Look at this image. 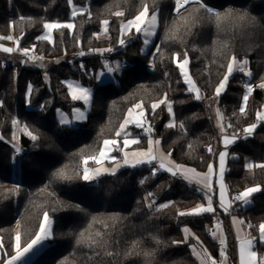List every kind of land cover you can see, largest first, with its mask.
Here are the masks:
<instances>
[{
  "label": "trees",
  "instance_id": "obj_1",
  "mask_svg": "<svg viewBox=\"0 0 264 264\" xmlns=\"http://www.w3.org/2000/svg\"><path fill=\"white\" fill-rule=\"evenodd\" d=\"M201 1L176 15L174 0H131L125 7L119 6L121 0H71V4L69 0H0V36L11 35L19 48L52 59L87 55L84 67L68 61L47 73L24 67L16 77L13 68L0 65V264L15 255L14 226L20 225L21 246L27 247L39 234L45 213L52 219V236L29 264H200L193 252L197 248L213 260L220 258L221 245L210 234L213 214H179L189 213L203 199L186 182L167 174L154 177V165L124 168L95 183L82 178L85 159L97 155L105 140H122L116 133L137 103L145 108L153 136L178 164L199 172L209 169L217 152H209L205 145L217 147L219 139L212 140L206 114L193 102L174 62L175 54L183 52L190 54V75L204 98L216 94L233 56L248 60L256 87L245 110L241 111L246 93L239 84L240 70L216 103L225 109L235 130L257 125L252 137L230 150L233 159L226 181L230 192L260 189L250 207L236 211L251 223L252 235L259 236V225L264 223V168L257 165L264 164V120H258L257 113H264V88L257 82L264 79V0ZM147 4L150 13L159 12L155 42L145 51L141 37L134 34L122 46L121 25ZM73 6L85 11L73 19L72 29H55L53 43L38 39L45 23L70 21ZM193 11L200 19L179 27L177 21ZM105 20L108 36L99 39ZM108 49L137 65L124 67L120 60L115 82L100 84L99 55ZM151 57L155 71L147 69ZM16 58L20 62V56ZM70 81L91 91L87 120L79 124L59 120V114L71 119L74 109L84 107L70 96ZM165 94L172 112L165 103L153 111L152 104L165 99ZM15 116L37 137L22 135L19 151L12 142ZM130 132L139 137V148L146 147L148 136L135 127ZM16 153L20 155L17 178ZM248 160L253 163L250 175ZM143 190L152 194V208ZM165 204L168 207H161ZM221 215L234 263L231 227L228 217ZM185 229L193 235L187 237ZM259 247L264 250V244L259 242Z\"/></svg>",
  "mask_w": 264,
  "mask_h": 264
},
{
  "label": "rangeland",
  "instance_id": "obj_2",
  "mask_svg": "<svg viewBox=\"0 0 264 264\" xmlns=\"http://www.w3.org/2000/svg\"><path fill=\"white\" fill-rule=\"evenodd\" d=\"M130 2H131V0H121V2H120V4H119V6H127V5H129L130 4ZM174 2H175V0H174ZM192 4H203L202 3V1L200 0V2H197V3H192ZM188 5H190V4H188ZM187 5V6H188ZM147 8H148V4L147 5H145ZM145 6L143 7V10H144V8H145ZM149 6H150V2H149ZM186 6V7H187ZM185 7V8H186ZM175 8H176V3H175ZM185 8H183L181 11H179V13L180 12H182ZM142 10V11H143ZM85 11V9H83V8H80V7H76V6H73V8H72V12H71V19H70V21H67V22H63V23H61V22H55V21H52V22H47V23H59V24H68V23H71V24H73V19L79 14V13H82V12H84ZM141 11V12H142ZM213 11H215V10H213ZM75 12V15H73V13ZM159 12L156 10L154 13H150L149 12V9H148V17H147V20L144 22V24L142 25V28H148L149 29V31L152 33L151 35H145L143 32H141V33H136V31H135V28L133 27L131 30H129V31H124V32H121V38H123V39H125V41H126V39L128 40V38H130V37H133V36H135V35H139L140 37H141V39H142V41H143V49L146 51V50H148L150 47H151V45L155 42V40H156V36H157V32H158V30H159V17H158V14ZM176 15H178L179 13H177L176 11L174 12ZM156 15L157 16V20H156V22H155V25L154 26H151L150 25V21H151V17H152V15ZM186 19L185 20H183V19H180V20H178L177 21V25H179V27H181V26H185V25H190L189 23H190V21H192V23H195L196 22V20L197 19H200V16H199V14H198V12L197 11H193V12H190V13H187V17H185ZM133 19V18H132ZM127 22V21H126ZM126 22H124V23H126ZM209 22H210V19H209ZM107 26H108V24L107 25H105L104 23H103V31L100 33V35H99V39H105V38H107V36H108V31H107ZM176 26V25H175ZM54 30L55 29H51V30H49V29H46L45 28V30H44V33L42 34V36L41 37H44V36H48L49 38L48 39H44V40H47L48 42H50V43H53L54 42ZM135 34V35H134ZM145 40H147L148 41V43H144V41ZM127 42V41H126ZM14 44H15V48H13V46H14ZM0 45H4V46H6V47H9V48H13V49H16V51H14L17 55H19L20 56V62H19V60L15 57L14 59H15V61H17L18 63H20L23 67H25V68H29V69H43V72L44 73H47V70L48 69H50V68H52V67H56V66H58V65H61L62 63H64V62H67V61H75V60H77L78 58H82L83 57V55H79V56H72V57H60V58H54V59H52L51 57H46V56H44L43 54H41V53H37L36 51H34L33 49H29V52L27 53V55L29 54V53H32L33 55H34V59H32V60H30V59H28V56L27 55H25L24 54V52H23V49H21V48H19L18 47V44H17V42H16V40L15 39H13V40H8V39H6V37H4V36H0ZM158 48V47H157ZM16 55V56H17ZM185 55L187 56V59H188V63H187V65H185V67H184V70L183 71H185V72H187L188 73V78L189 79H191L192 81H193V78H192V76L190 75V71H189V66H190V54L189 53H185V52H183V53H180V54H175V56H174V62H175V64L178 66L179 65V63L185 58ZM246 57V56H245ZM5 60V59H4ZM7 60H9V59H7ZM116 60V61H115ZM114 60V62H113V64H111V65H108V66H103L102 64V66L100 67V70H99V73H98V83H100V84H105V83H108V82H115V80H116V78H115V75L118 73V70H119V62H120V60L119 59H115ZM152 60H153V57H151V59H150V62L149 63H151V64H153L152 63ZM246 59H244V60H236V63L233 65V68H234V72L235 71H237V70H239L240 68H243V71H242V73H243V77H245L246 79H250L251 80V76L252 75H248V73H251L250 72V70L248 69V60H246L247 61V64H245L244 63V61H245ZM260 61L262 62V65L261 64H259V66H261L262 67V70H263V61H262V59H260ZM232 62V61H231ZM136 64V63H135ZM154 66V65H153ZM179 68V70H180V73H181V75H182V80H183V83L186 85V87H187V90L191 93V94H193V95H195V97L194 96H192V98H193V102H195V103H199V102H197V101H201L202 102V105L201 104H199L202 108H203V110H204V112H205V114H206V117H207V119H208V122H209V124H210V127H211V130H212V133H214L213 132V130H216V129H218L219 128V123L220 122H222V121H224V122H229V119H228V117L225 115L226 114V112H225V109L222 107V106H219V105H217L216 106V102H217V100L225 93V91H226V88H227V86H226V88L224 89V90H222V92L220 93V95L219 96H217L216 94H214V95H211V96H209V97H207V98H204V96H202L201 95V92H200V90H199V88L196 86V84H195V82L193 81V84L192 85H189L187 82H186V79H185V76L183 75V73H182V70L180 69V67H178ZM109 69H112L111 71H109ZM19 71L20 70H18V72L17 71H14V74H15V77L19 74ZM234 72H233V74H234ZM233 76V75H232ZM232 76H230V78L232 77ZM230 78H229V80H230ZM262 83H264V79L262 78L259 82H257V84H258V87H260V85L262 84ZM228 85V84H227ZM261 88V87H260ZM193 89H196V90H198V91H194ZM168 92H170V87L168 86V90H167ZM247 95H248V98H249V96L252 94V92L251 93H246ZM197 95H199L200 96V99L199 100H197L196 99V96ZM73 99V98H72ZM74 100V99H73ZM162 100H164V98L162 99ZM74 101H79V99H77V100H74ZM154 103H157L159 106L160 105H162V104H159V101L158 102H154ZM153 103V104H154ZM247 103H248V101H247ZM1 104V103H0ZM137 104H139V105H141V108H135V107H133V108H131L132 110H133V113H132V116L130 117V119H129V117H128V112H129V110L127 111V113H126V116H125V118H124V120L127 118V119H129L130 121H132V122H130V126H134V127H136V128H139L140 129V132L143 134V135H146V136H148V139L150 138L151 139V141H152V144L151 145H147L146 147H144V148H142V149H140V151H137L136 153H139V152H147L148 151V149L151 147V149H152V154H154L156 151H158V153L159 152H161L162 153V155H163V158H164V160L168 163L169 162V159H167V157H166V154L165 153H167L166 151H161L162 149H161V147H160V143H157V141H159V139H153V137L151 136V131L153 130H151V125H150V123H149V121H148V119H147V115H146V111H145V108H144V106H143V104L142 103H137ZM136 104V105H137ZM152 104V105H153ZM166 106L168 107V104H170L171 105V102H167L166 101ZM215 104V105H214ZM247 105V104H246ZM246 105L243 103V108H244V110H245V108H246ZM158 106V107H159ZM218 108V110H219V114H220V117H217L216 116V110L214 109V108ZM141 113H143V115H141ZM137 119H139L140 121H141V123L144 125V127L143 128H141V127H138L137 125H136V123H135V121L137 120ZM70 120H72L73 121V124H79V121H77L76 120V118L74 117V118H72V119H70ZM124 120H123V122H124ZM13 121H16L17 123L14 125L13 124ZM13 121H12V127H13V135H12V142L14 143V147L16 148V149H20L19 148V146H20V137L22 136V135H26V136H29L27 133L28 132H31L32 133V136H35V133L34 132H32V130H31V128L27 125V124H25V123H22L21 121H19L18 120V118H17V116H15L14 118H13ZM123 122H122V124H123ZM230 123V122H229ZM259 123V122H258ZM121 124V125H122ZM231 125V124H230ZM25 128L27 129V131H25ZM230 128L233 130V132H242V133H245L244 132V129L245 128H247V127H245L243 130H241V131H239V130H235L234 128H232V126H230ZM257 128V127H256ZM121 130V129H120ZM119 130V131H120ZM246 134V133H245ZM32 136H29V137H31L32 138ZM15 137V138H14ZM36 137V136H35ZM37 138V137H36ZM225 138H228V139H232V138H229V137H225V136H223V137H221V139H225ZM110 140H117L118 141V143H117V145H116V147L113 149L111 146H109V150H108V152H107V155L101 160V163H96L93 159H91L92 157H97L98 159H100V157H99V153L97 154V155H94V156H92V157H90V158H87V159H85V160H88V163H87V165H85L84 164V168L85 167H87L88 169H89V172H91L92 174H94V176H96V177H101V176H103V175H106V174H113V173H116V172H118V171H120L121 169H124V168H135V167H132L130 164L129 165H125L124 164V154H123V151H122V145H121V140L120 139H110ZM219 142H220V140H218ZM153 142H154V144H153ZM155 142L157 143L156 144V147H158V149H156V147H155ZM223 143H224V141H222ZM239 142H241V141H234V144L236 145V144H238ZM225 144V143H224ZM230 144H232V143H230ZM230 144H228L227 146H229ZM207 145V144H206ZM206 145H205V148H206ZM162 146V145H161ZM102 148H103V146H102ZM207 149V148H206ZM102 150V149H101ZM214 151L215 152H217L216 151V147L214 146ZM214 151H212V152H214ZM209 152H211V151H209ZM221 152H226L227 153V156H226V162H227V159H228V149L227 148H221L220 149V151L217 153V157L219 156V153H221ZM112 157H115V159H112ZM159 157H161V155L159 156ZM166 157V158H165ZM230 157V156H229ZM129 160L130 161H132V160H134L135 158H139V157H134L133 155H129ZM84 160V161H85ZM214 160V159H213ZM19 161H20V155L19 154H15V156H14V175H15V178H17L18 176H19ZM176 162V161H175ZM120 165L119 167H117V165ZM249 164H251L252 165V167L251 168H249L248 167V165ZM142 165H145V164H142ZM141 165V166H142ZM147 165V164H146ZM84 168H83V170H84ZM252 168H253V163H252V161H247V170L249 169V170H252ZM94 169H100V174L97 176L96 174H95V172L93 171ZM217 172H218V165H217ZM221 178V177H220ZM186 181H188V180H186ZM192 181H194V180H192ZM197 183V182H196ZM201 185V184H200ZM227 185H228V183H227ZM228 188H229V185H228ZM144 191V193H145V197H146V199H147V202H148V205H149V207H151L150 205H152V203H153V200H152V198H151V196H149L148 194H147V192H146V190H143ZM229 191H230V189H229ZM237 192H239V191H237ZM230 193H232V192H230ZM240 193H242V192H240ZM248 200H249V204H251V198L249 197L248 198ZM200 202V201H199ZM198 202V203H199ZM249 204H246L245 205V203H241V205L242 206H247V205H249ZM152 208V207H151ZM49 220H50V224L48 225V228H50V230H51V236H52V219L51 218H49ZM249 224H251V223H249ZM17 233H19L20 234V251L21 252H23V249L25 248H23L22 246H21V232H20V225L19 224H16L15 226H14V239H13V241H14V253H15V255H16V240H15V237H16V234ZM39 233H40V231H39ZM214 235H216V233H214ZM51 236L48 238V239H45V240H42L39 244H36V245H34L33 246V248L31 249V250H29L28 252H26L25 253V255H23L24 257H22L20 260H19V262L17 263V264H28V263H30L39 253H40V251L44 248V247H46L48 244H49V241H50V238H51ZM14 255V256H15ZM0 256H1V251H0ZM5 264H7V262L5 263Z\"/></svg>",
  "mask_w": 264,
  "mask_h": 264
},
{
  "label": "snow or ice",
  "instance_id": "obj_3",
  "mask_svg": "<svg viewBox=\"0 0 264 264\" xmlns=\"http://www.w3.org/2000/svg\"><path fill=\"white\" fill-rule=\"evenodd\" d=\"M191 2V0H175L176 3V8L174 9V11H176L177 13H179L181 8H184L185 5L189 4ZM69 3L71 4V0H69ZM202 7H206V10L211 12L213 11L210 7H207L205 5H201ZM73 15H75V12L73 13ZM117 15H123V13H117ZM216 15L218 16L219 13H216ZM148 17V8L145 6L144 10L142 12H140L137 16H135L133 19L128 20L126 23H123L121 25V31H129L131 30L133 27L135 28L136 33H141L143 32L145 35H151L152 33L149 31L148 28H142V25L144 24V22L147 20ZM157 20V16L154 14L151 17V21L149 22L151 26L155 25V22ZM105 25H107L109 22L107 20H105L103 22ZM44 28L46 29H58V28H68V29H72L74 27L73 24L68 23V24H59V23H45L43 25ZM48 36H44V37H39L38 39H48ZM6 39L8 40H13V36H8L6 37ZM17 44L19 43V41H16ZM119 43L123 46L126 44L125 39L121 38ZM144 43H148L147 40L144 41ZM4 52H8L11 53L13 51H16V49L13 48H3ZM107 51H111V49H108ZM157 52H159V49H156ZM23 52L25 55H27V53L29 52V49H23ZM81 55H84L83 52L80 53ZM178 55V54H177ZM188 63V59L187 56L185 55V58L179 63L178 67H180V69L182 70L183 75L185 76L186 82L189 85L193 84V81L191 79L188 78V73L183 71L185 65H187ZM236 63V57L233 56L232 57V62H230L228 64L227 67V73L224 75L223 80L219 83V85L216 88V95L219 96L220 93L222 92V90H224L229 82V78L230 76L233 75L234 72V68L233 65ZM245 64H247V61H244ZM83 67V66H82ZM112 69H109V71H111ZM241 72L243 71V68L239 69ZM248 75L250 76L251 73H248ZM69 89H73V84L69 83L68 84ZM78 88V90L83 93V97L81 96H77L75 94V91H73V99L77 100V99H85L86 101L90 98L91 96V92L89 89L87 88H81L79 87V85L76 86ZM261 88H264V83H262L260 85ZM194 91H198L196 89H193ZM31 91V87H29V92ZM248 93L252 92V88L251 86H249L247 88ZM166 99H167V94H165V99L159 101V104H164L166 103ZM196 99H200V96L197 95ZM248 101V95H244L243 96V102L246 105ZM159 105L157 103H154L152 105V109L153 111H155V109L158 107ZM135 108H141V105L137 104L134 106ZM77 112H79L80 110L77 109ZM168 111L171 113L172 112V107L170 104H168ZM241 111H244V108H241ZM133 113V110L130 109L128 112V117H131ZM141 115H143V113H141ZM83 118V114H81L80 116L77 117V119H82ZM257 118L258 120H264V113L258 112L257 113ZM130 121L129 119H125L123 124L121 125V131H118L116 133V136L119 137L121 135V132L124 131V128L127 124H129ZM17 122L13 121V124L15 125ZM64 123H68V121H64ZM136 125L138 127L143 128L144 125L141 123V121L139 119H137L135 121ZM257 127V125L255 123L249 125L247 128L244 129V132L246 134H251L255 128ZM25 131H27V129L25 128ZM29 136H32L31 132L27 133ZM15 138V137H14ZM0 139H2V137H0ZM32 139L35 140L36 137L32 136ZM235 137H233V139H228L225 138L224 139V143L225 145H228L232 142H234ZM139 141L137 139H132L131 141L128 140L127 138L124 139L123 143L124 146L127 147L129 143L132 144H136ZM118 141L117 140H105L103 142V148L99 153V157L100 159H98L97 157H92L91 159H93L96 163H101V160L107 155V152L109 150V146H111L113 149L116 147ZM157 143H159V141H157ZM152 144L151 139L149 140V145ZM209 151H211V148L208 149ZM17 151H19V149H17ZM171 155V153H169V156ZM134 157H139V158H135L134 160L130 161L129 160V154L127 152L124 153V164L125 165H131L132 167H136L138 165H142V164H147V165H153L154 161H157L158 163V168L153 166V171H152V175H156L157 171L159 170H164L169 172L173 177H179L181 179L184 180H188L189 183L192 182V178H190L187 173L182 171V166L179 165H172V164H167L165 163V160L163 158V156L161 155V157L158 159L156 155L152 154V149L151 147L148 149L147 152H139V153H134L133 154ZM227 153L226 152H221L219 153L218 156V162H219V175L222 179L224 171H225V159H226ZM112 159H115V157H112ZM88 160L84 161V164L87 165ZM120 165L118 164L117 167H119ZM258 167L264 168V164L261 165H257ZM249 168L252 167L251 164L248 165ZM95 172V174L98 176L100 174V169H94L93 170ZM194 171V170H193ZM213 174V167L212 165H209V171L208 174L205 176H199V174H197L196 176V182L199 184H203V186L205 188H210V177ZM61 175H63L61 173ZM83 180L85 181H91L93 179V176H91L89 174V169L87 167L84 168V172H83ZM257 191H260V189L258 187H250L247 188L244 192H242L239 196H236L234 199L235 200H239L242 201L243 203L247 204L249 202L248 198L251 196L252 193H255ZM152 194L149 193V196H151ZM219 201H220V207L221 208H225V194H224V184L221 182L220 183V191H219ZM212 205V199L211 196H209L208 199V207H204L203 205L199 206L197 209H193L191 212L189 213H184L181 212L179 213L180 215H191V214H201V213H212L214 212V208L211 206ZM161 207H168L167 204L162 205ZM235 222V221H234ZM240 223H243L242 221ZM50 224V220L48 217V214L45 213L44 217H43V223L40 226V233L36 236L35 239H33L30 243H28L27 247H25L23 249V252L20 251V234L17 233L15 240H16V255L13 256L10 260L7 261V264H15V261L18 260L24 253L28 252L29 250H31L33 248L34 245L39 244L42 240L48 239L51 236V230L50 228H48V225ZM249 227H252V225H249ZM185 231H187V229H185ZM198 239V238H197ZM255 239V238H253ZM259 242L261 244H264V223L259 225ZM176 243H181V242H176ZM221 243H223V241H221ZM2 241H0V248H2ZM252 248V240H247V241H242L241 242V247H240V264H256V256L257 253L255 251H251ZM223 255V252L221 253ZM212 264H215V261L212 262ZM260 264H264V258H262L260 260Z\"/></svg>",
  "mask_w": 264,
  "mask_h": 264
},
{
  "label": "crops",
  "instance_id": "obj_4",
  "mask_svg": "<svg viewBox=\"0 0 264 264\" xmlns=\"http://www.w3.org/2000/svg\"><path fill=\"white\" fill-rule=\"evenodd\" d=\"M15 47L16 46L14 44L13 48H15ZM3 48H9V47H6L4 45H0V61H3L4 59L5 60H7V59H9V60H15L14 58L16 57V53L14 51L11 52V53L4 52L3 51ZM97 80H99L98 79V75H97ZM69 83H72L73 84V89H69L70 96L73 97V91H75V94L77 96L83 97L84 94L81 93L76 86L79 85V87H81V88H85V87H83V85L80 82L70 81ZM187 92L190 93L188 90H187ZM191 95L195 97V95H193V94H191ZM90 99H91V96H90V98L87 101L85 99H83V98L79 99V101L83 104L84 107L82 109H79V108L74 109L73 112H72L71 119L75 117L76 120L79 121V122H85L87 120L88 109H89V106H90ZM197 100H199V99H197ZM217 105L218 104L216 103V106ZM77 109H79L80 111L77 112L76 111ZM214 109L216 110V116L217 117H220L218 108L216 107ZM81 114H83V118L82 119H77V117L80 116ZM129 119H130V117H129ZM59 120L61 122H63V123H64V121H68V123H66V124L73 123L72 120H70L67 116L63 115L62 113L59 114ZM129 124H127L125 126V128H124V131L121 132V135L123 136V138L121 140V145H122L123 154L125 152H127L129 155H133L137 151H140V149H142V148H139L138 147L139 142H140L139 137L137 135L136 136L135 135H131L130 128L131 127H134V126H130ZM151 130H152V128H151ZM255 132H256V128H255V130L251 134H246L244 136V139L245 138L252 137ZM151 136L153 137V139H157V138H155L153 136V130L151 131ZM125 138H127L130 141L132 139H137L139 142L136 143V144L129 143L128 146L125 147L124 146V143H123V141H124ZM149 140H150V138L147 141V145H149ZM219 140H220V142L218 143V146L216 147L217 153L220 151L221 148H227L228 151H229L228 152L229 154H228L227 162H226V159H225V171H224L223 177L221 179L220 178V175H219V162H218V157H217V153H216V156H215L214 160L210 164L213 167V174L210 177V188H205L203 186V184L200 185L199 183H196V176H197V174H199V176H201V177L202 176H205V175L208 174L209 169L207 171H205V172H199V171H197V170H195V169H193V168H191L189 166L182 165V164H178L171 157V155L169 156V153H165L163 151L162 146H161V141L159 139L160 147L162 149L161 151H163L166 154L167 159H169V162L168 163L165 161L166 165L170 163V164H172L174 166L175 165L182 166V171L185 172V173H187V175L190 178H192V180H194V181H192L191 183H189V181H186V180L181 179L179 177H173L167 171H164V174H167V175H169V176H171L173 178H178V179L186 182L190 186H192L195 189H197V191L203 196V199L200 200V202L197 203V205L194 208H192L191 210H189V212H191L193 209H197L201 205H203L204 207H208V199H209V196H211V199H212V205L211 206L214 208V212H212V214L215 215V214H221V213H223V214H225L228 217L229 225L231 227L233 245H234V248H233L234 249V257H235L234 258V263L232 262V259L230 257L229 251H228V255H222L221 254L220 255V258H218L217 260H213L210 257V255L205 250H203L202 248H199V249L197 248V249H194L193 252H194V255L197 258V260L200 262V264H212L213 261H215V264H240V247H241V242L242 241H247V240H252V248H251V251H255L257 253V256H256V264H260V260L262 258H264V250L262 251V253H259L256 250L257 247H259V246H256L254 244V242H253V238H258L259 239V236L255 237V236L252 235V233L250 231V227H249L250 224L241 215H239L236 212L239 209H246V208L250 207L253 204V202H252V196L255 193H257L258 191L251 194V196H250V198H251V204L247 203L249 205L242 206L241 203H243V202L241 201L235 208H233L232 213L231 212L229 213V210L232 209V208H231L230 203H229L230 191H229V188H228V185H227V181H226V174L228 172L229 160L230 159H233V155H231L230 150L233 148V146L235 144H234V142H232V144H230L229 146H227V145H225L222 142V141H224L223 139L220 138ZM153 144H154V142H153ZM156 144L157 143L155 142V147H156ZM156 149H158V147H156ZM153 155H156L157 158L159 159L160 158L159 156L162 155V153L161 152L158 153V151H156ZM153 165L154 166H157L158 165L157 161H154L153 162ZM217 165H218V172H217ZM139 166H141V165H138L136 167H139ZM247 173L249 175L252 174L253 173V168H252V170H249L248 169L247 170ZM89 174L91 176H93V179L91 181H87V182H89V183H95L96 180L99 177L94 176V174H92L91 172H89ZM221 182L224 184L225 208H221L219 206L220 205V201H219V191H220V183ZM150 206L152 207V205H150ZM205 213H207V212H205ZM201 214H203V213H201ZM241 221L243 223H240ZM185 233H186L187 237H190V236L193 235V233L191 231H189V230L185 231ZM215 233H216V235H214V233H213L212 236L221 245V251H222L223 248H227L228 249L227 236H226L224 227L219 228ZM221 241H223V243H221ZM23 255H25V253ZM23 255L18 260L15 261V264H17L19 262V260L22 257H24Z\"/></svg>",
  "mask_w": 264,
  "mask_h": 264
},
{
  "label": "built area",
  "instance_id": "obj_5",
  "mask_svg": "<svg viewBox=\"0 0 264 264\" xmlns=\"http://www.w3.org/2000/svg\"><path fill=\"white\" fill-rule=\"evenodd\" d=\"M28 59L32 60L34 59V55L32 53H29L28 55ZM87 58V55L83 56L82 58H78L75 61H68L69 64L71 65H75L78 64V66L80 67H84L85 66V60ZM115 59H119L121 60L122 64L124 67H128V66H133V65H137L135 63H131V62H127L124 57L122 56H118L117 55V51L114 49H111V51H107L104 54L99 55V60L101 62V64L103 66H108L111 65L113 60ZM0 65L4 68H13L14 71L18 70H22L24 67L18 63L15 60H3L0 61ZM147 69L149 71H155V68L153 66V64L149 63L147 64ZM240 86L243 88L245 93H248L247 88L249 86H251L252 91L255 89V84L250 80V79H246L245 77H242L240 80ZM199 102L198 104L202 105V102L199 100L197 101ZM230 123L229 122H220L219 123V128L216 130H213V137L212 140L214 139L215 141H217L218 139H220L221 137L225 136V137H229L232 138L235 137L234 141H242L244 140V136L246 135L245 133L242 132H233V130L230 128ZM207 150L209 148H211V152L214 151V146L212 145V143H208L206 145ZM209 151V150H208ZM158 168V165L155 166ZM164 174V170H159L157 171L156 175H154V177L156 178H160L161 175ZM241 193L240 192H232L229 195V203L232 209L229 210V213L233 211V208H235L241 201L239 200H235L234 198L236 196H239ZM224 227V219L223 216L221 214H215L213 215V219H212V225L210 227V234L212 235L213 233H215L219 228ZM253 242L256 246H259V240L257 238L253 239ZM259 253H262L263 249L261 247H257L256 249ZM223 252V255H228V249L227 248H223L221 253Z\"/></svg>",
  "mask_w": 264,
  "mask_h": 264
},
{
  "label": "bare ground",
  "instance_id": "obj_6",
  "mask_svg": "<svg viewBox=\"0 0 264 264\" xmlns=\"http://www.w3.org/2000/svg\"><path fill=\"white\" fill-rule=\"evenodd\" d=\"M197 2H200V0H191V2L189 3V4H192V3H197ZM188 5V4H187ZM187 5H185V7L187 6ZM184 7V8H185ZM183 8H181L180 9V11L182 10ZM212 9V8H211ZM212 10H214V9H212Z\"/></svg>",
  "mask_w": 264,
  "mask_h": 264
}]
</instances>
